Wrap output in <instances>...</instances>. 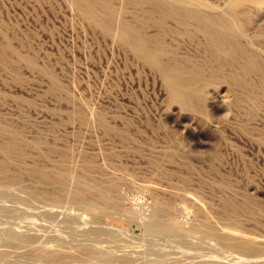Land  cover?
I'll use <instances>...</instances> for the list:
<instances>
[{
    "label": "rangeland",
    "instance_id": "1",
    "mask_svg": "<svg viewBox=\"0 0 264 264\" xmlns=\"http://www.w3.org/2000/svg\"><path fill=\"white\" fill-rule=\"evenodd\" d=\"M208 2L217 11L239 9L245 36L264 55V0ZM112 4L125 18L141 22L147 34L158 35L178 61L200 65L206 73L231 68L198 42L200 35L161 39L147 19L135 17L145 5ZM4 40L15 53L8 54L6 66L0 60V123L42 144L24 146L22 170L14 166L10 178L0 177V264H264V102L257 94L234 105L233 91L217 75L205 87L204 114L182 110L170 103L155 70L93 26L69 0H0ZM250 81L257 84L255 74ZM98 114L128 138L108 134L97 123ZM49 147L65 149L68 171L107 190L117 205L93 196L92 202L81 200L87 190L60 199L41 194L54 192L53 186L25 170L58 169L61 157L47 152ZM85 163L93 166L88 176L81 170ZM245 195L261 202L263 210L250 216L223 209V197ZM157 199L169 207L161 219L177 220L181 230L148 228ZM193 223L200 228L191 231ZM9 230L13 240L5 235ZM220 236L256 249L243 252L223 244ZM40 245L48 251L62 245L70 253L61 262L31 258ZM80 247L94 257L70 260ZM233 255L244 258L236 261Z\"/></svg>",
    "mask_w": 264,
    "mask_h": 264
},
{
    "label": "bare ground",
    "instance_id": "2",
    "mask_svg": "<svg viewBox=\"0 0 264 264\" xmlns=\"http://www.w3.org/2000/svg\"><path fill=\"white\" fill-rule=\"evenodd\" d=\"M69 1L93 26L99 28L103 34L112 37L138 60L155 70L162 79L170 103L177 105L180 109L203 115L207 96L205 87L208 83H212L217 75L233 91L232 103L234 105L241 106L245 100L252 99L256 94L257 101L264 102V55L253 47L252 41L245 36L246 31L241 23L239 9L227 6L225 10L217 11L208 0H127L134 5H145L142 12L135 17L138 19L142 16L147 19L150 25L159 30L161 39L167 36L182 35L190 40H198V35H200L201 40L198 42L224 64L231 66L227 72L219 73V70L212 69L206 73L200 65L178 61L173 50H167L162 42L161 45L159 44L158 35L147 34L142 23L138 20L125 18L113 6L112 0ZM244 38L245 40H243ZM14 53L15 49L7 40L0 42V60L3 65H8V54ZM18 58L25 60L30 65L34 64L30 57L18 55ZM44 72L51 77L55 84L52 72L49 69H44ZM252 74L256 75V85L260 87L257 92V86L250 81ZM97 123L108 134L117 135L123 140L128 138L124 131H118L107 125L101 114L97 115ZM0 139H2L0 142V177L7 179L11 177L9 172L11 167L17 166L20 168L19 170H22L21 162L25 155L23 147L32 145L38 149L42 144V140L39 138L31 142L25 140L18 129L12 125L1 123ZM47 152H56L61 157L58 169L45 171L38 166H32L25 170L28 176L35 177L40 184L53 186L54 192L42 189L40 190L41 194L44 196L52 194L54 198L60 199L63 194L69 191L73 197H79L81 191L87 190L88 194L81 196V200L91 201L90 198L93 196L97 202L117 205V199L111 198L107 190L97 188L89 179L77 178L68 171L65 149L49 147ZM81 170L88 176L93 170V166L91 163H85ZM71 183H73L72 189L68 186ZM222 207L228 213L245 211L250 216H255L263 210L262 203L248 195L243 196L240 200L232 196H225L222 199ZM181 209L185 213L190 212L186 206L182 205ZM168 211L167 205L163 204L161 200H155L152 217L147 224L148 228L154 232L181 230L177 220L170 218L169 222H166L161 219L163 214ZM199 228L197 223H193L190 230L196 231ZM5 235L7 239L13 240L14 233L12 231H7ZM27 239L29 238L27 237ZM220 240L223 244L243 252H252L256 249L250 243L232 240L226 236H220ZM67 253L70 252L62 245H57L52 251H48L47 245H40L35 247L30 254L33 259L44 257L48 261L58 260L57 262H61L59 260L66 259ZM236 255L233 257L235 258ZM72 256L70 260H77L85 256L93 258L94 253L80 247ZM241 257L236 256V261ZM111 259H113L111 256L107 258L108 261ZM38 260L35 261L38 262ZM37 262L32 261V263ZM198 264L223 263L204 261Z\"/></svg>",
    "mask_w": 264,
    "mask_h": 264
}]
</instances>
